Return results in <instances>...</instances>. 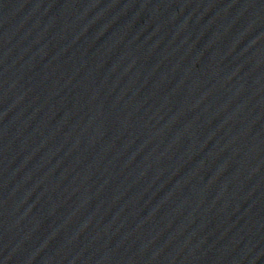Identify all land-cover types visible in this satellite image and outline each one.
Wrapping results in <instances>:
<instances>
[{"label":"water","instance_id":"1","mask_svg":"<svg viewBox=\"0 0 264 264\" xmlns=\"http://www.w3.org/2000/svg\"><path fill=\"white\" fill-rule=\"evenodd\" d=\"M0 264H264V0H0Z\"/></svg>","mask_w":264,"mask_h":264}]
</instances>
